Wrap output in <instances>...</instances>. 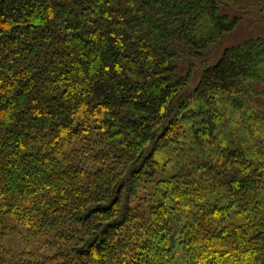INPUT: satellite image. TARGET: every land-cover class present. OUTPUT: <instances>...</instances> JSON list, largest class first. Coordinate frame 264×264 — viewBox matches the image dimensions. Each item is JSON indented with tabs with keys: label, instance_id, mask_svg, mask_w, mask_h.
<instances>
[{
	"label": "trees",
	"instance_id": "16d2710c",
	"mask_svg": "<svg viewBox=\"0 0 264 264\" xmlns=\"http://www.w3.org/2000/svg\"><path fill=\"white\" fill-rule=\"evenodd\" d=\"M250 5L0 0V264H264V162L159 159L220 96L264 113V34L222 48Z\"/></svg>",
	"mask_w": 264,
	"mask_h": 264
},
{
	"label": "rangeland",
	"instance_id": "374dc122",
	"mask_svg": "<svg viewBox=\"0 0 264 264\" xmlns=\"http://www.w3.org/2000/svg\"><path fill=\"white\" fill-rule=\"evenodd\" d=\"M242 15V21L239 23V26L235 32L227 36L225 40L222 41L223 49L251 35L254 36L258 34H264V13L250 5L243 7ZM231 98L232 97L227 95L219 97L218 101L222 108L220 113L218 112L219 110L213 111L212 113L211 109H209L204 104L203 108H201L204 112L203 116H206V118H208V114L215 113L212 118L207 120L209 122L214 120L216 115H219V119H217L218 123L214 126L215 134H213L214 136L212 137L217 138V140H214V145H211L212 142L210 140L208 143L204 142L205 146H203L201 141L196 143L193 133L196 130V127H201V125L193 128L192 125H189V130L185 137V145L178 147L180 148L181 153H176L179 150L178 149L174 152L161 153L159 155L162 170L171 176L172 174H175L174 169L185 166L187 162L186 160L196 157L201 153L205 159L208 157H217L219 155L218 146L222 143L224 146L226 145L231 149H241L245 147L249 154L258 156L252 157L254 160L258 161L257 164L264 162V150H262V147H264V113L262 111H258L257 108L253 106V104H248L247 102H245L244 106L241 107V101L238 103H233ZM200 121L202 122L201 118L196 120V125ZM210 129L211 126L208 125L207 130L210 131ZM77 145L78 143H72L70 147H67L68 150L66 149V151L70 152V150L75 148ZM202 178V182L208 183L207 191L209 193L211 192V198H218V196H221L225 193L219 186H217L219 184H217L215 181H212L214 183L213 184L212 182L209 183V181L204 177Z\"/></svg>",
	"mask_w": 264,
	"mask_h": 264
}]
</instances>
